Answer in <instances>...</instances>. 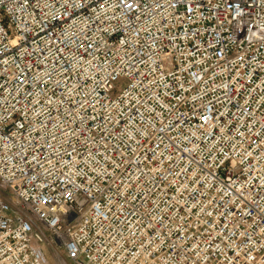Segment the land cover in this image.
Here are the masks:
<instances>
[{
  "label": "built area",
  "instance_id": "obj_1",
  "mask_svg": "<svg viewBox=\"0 0 264 264\" xmlns=\"http://www.w3.org/2000/svg\"><path fill=\"white\" fill-rule=\"evenodd\" d=\"M264 264V0H0V264Z\"/></svg>",
  "mask_w": 264,
  "mask_h": 264
},
{
  "label": "rangeland",
  "instance_id": "obj_2",
  "mask_svg": "<svg viewBox=\"0 0 264 264\" xmlns=\"http://www.w3.org/2000/svg\"><path fill=\"white\" fill-rule=\"evenodd\" d=\"M44 250L49 264H73L67 259L64 249L60 246H46Z\"/></svg>",
  "mask_w": 264,
  "mask_h": 264
}]
</instances>
